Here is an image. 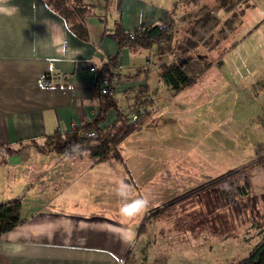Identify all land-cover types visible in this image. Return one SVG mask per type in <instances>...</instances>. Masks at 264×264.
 <instances>
[{
    "label": "rangeland",
    "instance_id": "rangeland-1",
    "mask_svg": "<svg viewBox=\"0 0 264 264\" xmlns=\"http://www.w3.org/2000/svg\"><path fill=\"white\" fill-rule=\"evenodd\" d=\"M175 12L182 23L173 30L168 62L177 53L192 56L186 70L198 75L188 93L195 105L178 103L175 110L171 105L165 122L135 130L114 145L120 158L104 159L115 165L100 167L118 173L107 187V219L136 223L137 229L144 225L141 241L121 264H229L248 256L264 231V0L182 2ZM195 17L204 22L189 29ZM140 50L144 62L151 51ZM139 59L133 53V65ZM150 60V85L166 95L159 86L162 62L156 55ZM116 96L120 109L127 110L125 96ZM187 109L190 113L182 114ZM153 115L143 126L154 122ZM35 152V160L48 153ZM146 161L165 163L163 171L178 176L163 186L147 182L145 172L143 182L135 180L140 187L135 194L127 179L144 172L133 166ZM234 170L229 180L217 182ZM157 208L170 211L153 217Z\"/></svg>",
    "mask_w": 264,
    "mask_h": 264
},
{
    "label": "crops",
    "instance_id": "crops-1",
    "mask_svg": "<svg viewBox=\"0 0 264 264\" xmlns=\"http://www.w3.org/2000/svg\"><path fill=\"white\" fill-rule=\"evenodd\" d=\"M83 2L90 8L86 17L88 41L80 39L45 0H10L19 7V14L12 18L0 16V203L21 198V215L25 219V223L1 236L0 264H121L127 252L141 241L136 223L126 225L107 219L104 214L107 187L112 184L110 177L118 173H105L100 167L114 163L93 159L86 152L64 154L51 150L44 156L38 154L36 160L31 155L40 150L30 144L32 140H44L57 131H71L72 122L85 125L99 114V99L91 100L95 84V75L89 68L91 58L100 66L119 53L123 73L133 74L137 69L149 68L148 75L144 73L137 78L116 81L113 92L119 105L117 94H123L127 99L131 89L149 85V109L151 116L154 114V122L142 126L139 131L159 127L166 121L165 110L171 105L175 110V104L188 101L187 104L195 105L197 100L188 95L193 84L178 93H171L170 86L161 78L159 86L168 96L157 88L153 90L150 85L151 56H158L161 66L168 62L171 45L161 43L151 49L125 48L120 51L115 37L118 27L130 31L167 22L176 10V4L179 10V5L187 2ZM193 4L198 6L200 1ZM176 15L175 12L177 25L182 19L177 20ZM52 22L59 28H53ZM194 22L189 29L204 21L195 17ZM45 24L49 25L50 31L64 29L70 45L80 49L81 56L71 63L54 58L55 53L46 48L48 31ZM192 33L194 36V30ZM36 39L40 43L34 51ZM140 49L151 51L144 62ZM133 53L140 57L136 65H133ZM50 72H61L66 77L53 86H42L41 79ZM186 73L189 75L187 70ZM120 126L115 109L100 122V127H111L114 132L123 128ZM48 154L56 155V159L51 160ZM165 168V163L150 161L133 166V170L144 172H133L131 180L127 179L131 186H136V189L132 186L131 192L138 194L140 187L135 180L143 182L141 175L145 172L147 182H158L163 186L164 180L170 183L178 176V173L164 172ZM174 168H179V162L174 163ZM124 178L121 176V181ZM158 178V181L153 180Z\"/></svg>",
    "mask_w": 264,
    "mask_h": 264
},
{
    "label": "trees",
    "instance_id": "trees-1",
    "mask_svg": "<svg viewBox=\"0 0 264 264\" xmlns=\"http://www.w3.org/2000/svg\"><path fill=\"white\" fill-rule=\"evenodd\" d=\"M46 3L55 12L62 16L68 24H70L71 30L82 40H89V30L86 22V17L89 15L90 8L86 6L83 0H45ZM187 3H195L201 0H184ZM178 4H176L177 6ZM175 6V9H176ZM173 10L170 15V19L167 22H160L148 26H141L143 28L134 29L135 33L133 36L130 32L118 27L115 31V37L119 50L128 49H151L156 44L166 43L171 45L173 43V30L176 26V20L174 17ZM172 48L171 51H173ZM177 53V51H176ZM119 54V53H118ZM108 60V62L97 66V74L95 78L107 77L110 83L111 91L103 98H98L101 104V110L98 115L95 116L92 123L84 125L85 128L95 130L97 132L96 137H82L77 131H57L52 135L45 137V143L39 144L37 140H32L30 144L35 145L42 152H49L51 150L58 151L59 153L71 154L78 152H86L88 155L96 160H104L109 157L120 158L121 155L114 145H118L123 139L135 130L141 129L144 123L148 120L151 115L142 114L143 108H149L151 105V94L149 85H140L131 89L128 93L129 104L127 110H121L117 100L115 99L113 92L115 90L116 81L123 78H137L141 75L149 74L147 69H137L133 74L123 73L116 69L118 63H120L119 55ZM177 57L173 58L169 62H165L160 66V76L165 83L170 86L172 92L178 93L186 87L192 85L197 80V76H189L186 73V67L192 61V56L186 51L183 53H177ZM209 63L206 64L205 68L209 67ZM115 109L117 111V122L122 123L123 128L118 131L100 127V122H103L109 111ZM131 111L132 113L141 114L139 121L129 123L125 118V112ZM118 152V153H117ZM113 154V155H111ZM119 156V157H118ZM229 173V174H228ZM235 173L234 171L226 172L221 176L217 177V182H225L229 180V175ZM23 208V202L21 198H15L3 203H0V238L4 233H7L16 227L25 223V219L22 218L21 212ZM170 211V208H157L153 217L159 218L161 215L164 216L166 212ZM152 217V218H153ZM141 229H138L140 233ZM131 251L127 252L130 256ZM229 264H264V231L262 232V238L259 244L251 251V253L238 260Z\"/></svg>",
    "mask_w": 264,
    "mask_h": 264
},
{
    "label": "built area",
    "instance_id": "built-area-1",
    "mask_svg": "<svg viewBox=\"0 0 264 264\" xmlns=\"http://www.w3.org/2000/svg\"><path fill=\"white\" fill-rule=\"evenodd\" d=\"M143 28V27H140ZM130 35L133 36L135 31L134 30H130ZM91 63L90 64V71L94 72L95 74H97V66L96 63H94V60L91 58L90 59ZM116 69L119 71L123 70V65L121 63H118L116 66ZM66 75L61 73V72H50L47 75H45L42 79H41V85L42 86H53L55 85V83L65 79ZM111 91L110 88V83L107 77H97L95 78V84H94V88H93V92H92V96H91V100H95L96 98H103L104 96H106L109 92ZM150 110L149 108H143L141 110L142 114H149ZM125 118L128 120L129 123H134L139 121V119L141 118V114L139 113H128L125 114ZM94 119L91 118V120L89 121V123H92ZM71 131H77L78 134L82 137H96L97 136V132L95 130H90L84 127L83 124L79 123L78 121H74L71 124Z\"/></svg>",
    "mask_w": 264,
    "mask_h": 264
},
{
    "label": "clouds",
    "instance_id": "clouds-1",
    "mask_svg": "<svg viewBox=\"0 0 264 264\" xmlns=\"http://www.w3.org/2000/svg\"><path fill=\"white\" fill-rule=\"evenodd\" d=\"M33 8H35V4L33 5ZM20 12V9L15 4L10 3V0H0V16H6L9 18H12L16 15H18ZM47 26V44L46 48L50 51H53L55 53L56 59L62 61V62H74L77 57L81 56L82 52L80 49L73 48L70 45V42L67 39V36L65 35L64 29H60L59 31H50L49 25L45 24ZM53 28H59L58 25H55L54 22H52ZM67 26L65 25V28ZM40 43L39 40L36 39V42L33 43L34 48L33 50H36V46Z\"/></svg>",
    "mask_w": 264,
    "mask_h": 264
}]
</instances>
